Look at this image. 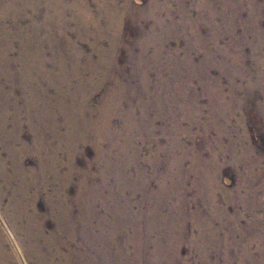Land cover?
I'll list each match as a JSON object with an SVG mask.
<instances>
[{
  "label": "rangeland",
  "instance_id": "374dc122",
  "mask_svg": "<svg viewBox=\"0 0 264 264\" xmlns=\"http://www.w3.org/2000/svg\"><path fill=\"white\" fill-rule=\"evenodd\" d=\"M0 94L8 264H264V0H0Z\"/></svg>",
  "mask_w": 264,
  "mask_h": 264
},
{
  "label": "bare ground",
  "instance_id": "6f19581e",
  "mask_svg": "<svg viewBox=\"0 0 264 264\" xmlns=\"http://www.w3.org/2000/svg\"><path fill=\"white\" fill-rule=\"evenodd\" d=\"M4 98L5 96L3 94H0V110L4 106ZM1 111L4 112L3 114H5V110L4 111L1 110ZM1 116L2 115L0 113V120L2 119ZM5 117L6 115L4 116V118ZM3 130L4 129L2 126L1 131ZM15 203L18 206L19 205L25 206L23 205V202L16 201ZM22 206L19 207L18 209L21 210L20 208H22ZM21 212H19L18 215L8 214L10 221H12L13 223L16 222L18 223V221L24 217V214ZM62 218H64V222L60 225L57 232L48 235L45 234V232L41 229V227H38V225L35 224V220L33 216L29 217L26 226L18 227V230L23 231L25 233V239H26L25 242H27L24 243L26 254L31 258H35L40 264H50L51 260L55 256H57L61 260H65L63 264H104V260L102 256V248H101L102 240L98 233L93 234L89 231L86 234L88 235V240L86 243V239L84 238L85 236V232H84L82 234L83 243L78 244L76 249H70L68 252L64 251V246L69 245V240L68 241L64 240L63 235L65 233L69 234L68 237L69 239H71L72 234H70V226L68 225L66 218L64 217L63 214L60 216V219ZM78 232L79 234H81L80 230H78ZM87 249L91 252L90 254L88 253ZM44 251H47L49 254L46 255ZM0 264H8V257L5 255V252L2 251L1 246H0ZM110 264H115L114 259Z\"/></svg>",
  "mask_w": 264,
  "mask_h": 264
}]
</instances>
